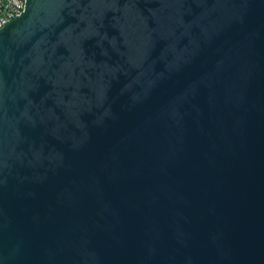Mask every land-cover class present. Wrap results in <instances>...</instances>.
I'll return each instance as SVG.
<instances>
[{
	"label": "water",
	"instance_id": "water-1",
	"mask_svg": "<svg viewBox=\"0 0 264 264\" xmlns=\"http://www.w3.org/2000/svg\"><path fill=\"white\" fill-rule=\"evenodd\" d=\"M0 264H264V0H26Z\"/></svg>",
	"mask_w": 264,
	"mask_h": 264
},
{
	"label": "built area",
	"instance_id": "built-area-1",
	"mask_svg": "<svg viewBox=\"0 0 264 264\" xmlns=\"http://www.w3.org/2000/svg\"><path fill=\"white\" fill-rule=\"evenodd\" d=\"M26 7V0H0V30L14 18L20 16Z\"/></svg>",
	"mask_w": 264,
	"mask_h": 264
}]
</instances>
